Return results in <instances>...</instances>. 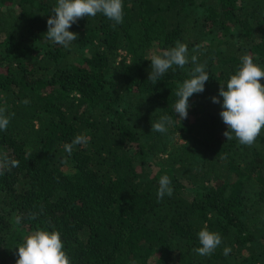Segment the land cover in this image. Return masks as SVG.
Instances as JSON below:
<instances>
[{"label":"trees","instance_id":"trees-1","mask_svg":"<svg viewBox=\"0 0 264 264\" xmlns=\"http://www.w3.org/2000/svg\"><path fill=\"white\" fill-rule=\"evenodd\" d=\"M56 4L0 0V157L19 161L0 175V264L38 227L59 231L70 264H264V127L251 147L226 140L211 99L244 54L264 70V0H123V23L80 18L68 48L47 38ZM178 40L209 74L181 121L194 65L147 79L151 47ZM202 227L223 238L210 256L193 251Z\"/></svg>","mask_w":264,"mask_h":264},{"label":"clouds","instance_id":"clouds-1","mask_svg":"<svg viewBox=\"0 0 264 264\" xmlns=\"http://www.w3.org/2000/svg\"><path fill=\"white\" fill-rule=\"evenodd\" d=\"M98 13L112 21L111 26L115 28L123 23V0H57L52 14L47 19V38L68 48L79 38L78 33L69 30L71 26L80 18L95 17ZM148 59L151 61V71L147 79L153 85L173 66L184 68L189 63L194 65L188 73L190 78L185 79L176 91L178 99L174 105L175 114L180 121L186 119L190 97L205 90V83L209 79L206 65L199 63L195 54L189 58L187 45L179 40L175 42L174 47L163 49L158 54L154 53ZM261 78H264V70L254 62L251 55L244 54L236 72L226 84H220L218 96L211 98L213 103H221L220 97L223 98L219 115L227 126V130L223 132L226 140H231L234 133L241 145L251 147L261 134L264 127V84L261 83ZM22 103L28 104L30 101L25 99ZM10 119L11 116L6 115V108L0 107V131L7 130ZM171 122V116L163 115L158 121L151 123V131L166 133ZM81 142L82 138L76 136L65 148L70 154L72 146ZM18 166V160H10L7 156L0 157V175L5 169L10 170L11 167ZM171 194V179L163 175L159 179L157 199L162 200L165 195ZM32 215L34 218V214ZM197 235L200 246L193 251L201 256H210L223 243L222 236L207 227H202ZM17 249L15 264H70V257L64 250L60 233L55 227L51 231L38 227L26 236ZM230 252V247L223 248L225 256Z\"/></svg>","mask_w":264,"mask_h":264},{"label":"rangeland","instance_id":"rangeland-1","mask_svg":"<svg viewBox=\"0 0 264 264\" xmlns=\"http://www.w3.org/2000/svg\"><path fill=\"white\" fill-rule=\"evenodd\" d=\"M160 51H161V48L157 44H154V46L151 47V49H150V55H152L154 53H157L158 54ZM123 54H125V53H123ZM189 116H190V114L188 113V116L187 117H189ZM64 169L66 171H71L72 170V167H71L70 164H67V165L64 166Z\"/></svg>","mask_w":264,"mask_h":264}]
</instances>
